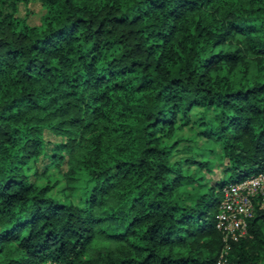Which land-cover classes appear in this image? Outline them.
<instances>
[{
	"label": "trees",
	"instance_id": "16d2710c",
	"mask_svg": "<svg viewBox=\"0 0 264 264\" xmlns=\"http://www.w3.org/2000/svg\"><path fill=\"white\" fill-rule=\"evenodd\" d=\"M29 1L0 0V264H264V213L215 229L264 172V0Z\"/></svg>",
	"mask_w": 264,
	"mask_h": 264
},
{
	"label": "built area",
	"instance_id": "2783aa9c",
	"mask_svg": "<svg viewBox=\"0 0 264 264\" xmlns=\"http://www.w3.org/2000/svg\"><path fill=\"white\" fill-rule=\"evenodd\" d=\"M264 213V172L223 187L215 229L223 240L237 241L247 235L248 220ZM41 264H58L46 261Z\"/></svg>",
	"mask_w": 264,
	"mask_h": 264
},
{
	"label": "rangeland",
	"instance_id": "374dc122",
	"mask_svg": "<svg viewBox=\"0 0 264 264\" xmlns=\"http://www.w3.org/2000/svg\"><path fill=\"white\" fill-rule=\"evenodd\" d=\"M47 15V10L42 4V0H30L28 4L18 5V12L17 16L20 18H25L28 25L34 26V27H41L44 23V20ZM45 140L47 142V153L51 149L52 145L58 143L60 141L59 138H56L49 133L45 134ZM213 162L216 165V168L213 170V173L210 175H207L206 177L211 181H216L220 178L221 170H222V163L218 159H214ZM48 161L44 158H39L36 163V169L37 173L39 175L42 173L44 174L46 172V175L52 178L53 180L58 179L60 180L61 174L65 173L67 171V166L64 164L60 167L59 171H61V174L59 175L58 169L51 168L48 169L47 166ZM46 177L34 179V177H31V181H35L38 184H44L46 182ZM63 186V183H59V185L53 190L52 196L58 197L60 199L63 198V192H60L61 187ZM75 202H78V198L75 199Z\"/></svg>",
	"mask_w": 264,
	"mask_h": 264
}]
</instances>
